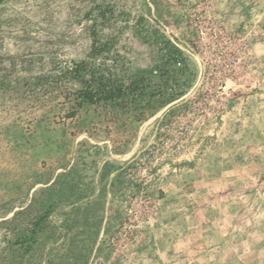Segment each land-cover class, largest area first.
<instances>
[{"label": "rangeland", "instance_id": "374dc122", "mask_svg": "<svg viewBox=\"0 0 264 264\" xmlns=\"http://www.w3.org/2000/svg\"><path fill=\"white\" fill-rule=\"evenodd\" d=\"M0 264H264V0H0Z\"/></svg>", "mask_w": 264, "mask_h": 264}, {"label": "trees", "instance_id": "16d2710c", "mask_svg": "<svg viewBox=\"0 0 264 264\" xmlns=\"http://www.w3.org/2000/svg\"><path fill=\"white\" fill-rule=\"evenodd\" d=\"M17 215H19V213H16V214H15V217H16Z\"/></svg>", "mask_w": 264, "mask_h": 264}]
</instances>
